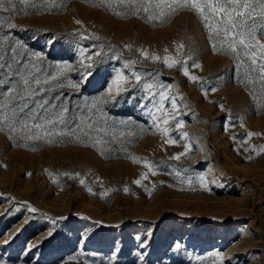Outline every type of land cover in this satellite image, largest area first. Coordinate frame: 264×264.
<instances>
[{
  "label": "rangeland",
  "instance_id": "obj_1",
  "mask_svg": "<svg viewBox=\"0 0 264 264\" xmlns=\"http://www.w3.org/2000/svg\"><path fill=\"white\" fill-rule=\"evenodd\" d=\"M0 264H264V0H0Z\"/></svg>",
  "mask_w": 264,
  "mask_h": 264
}]
</instances>
